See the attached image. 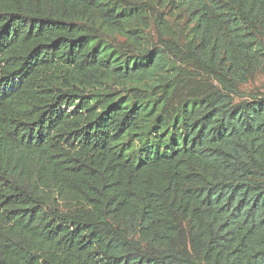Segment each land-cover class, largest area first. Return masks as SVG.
Returning a JSON list of instances; mask_svg holds the SVG:
<instances>
[{"label":"trees","instance_id":"obj_1","mask_svg":"<svg viewBox=\"0 0 264 264\" xmlns=\"http://www.w3.org/2000/svg\"><path fill=\"white\" fill-rule=\"evenodd\" d=\"M264 0H0V264H264Z\"/></svg>","mask_w":264,"mask_h":264},{"label":"rangeland","instance_id":"obj_2","mask_svg":"<svg viewBox=\"0 0 264 264\" xmlns=\"http://www.w3.org/2000/svg\"><path fill=\"white\" fill-rule=\"evenodd\" d=\"M264 88V74L258 75L253 82L246 85V89Z\"/></svg>","mask_w":264,"mask_h":264}]
</instances>
